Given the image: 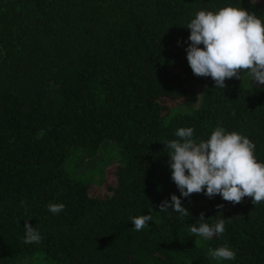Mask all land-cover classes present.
<instances>
[{
  "label": "trees",
  "instance_id": "1",
  "mask_svg": "<svg viewBox=\"0 0 264 264\" xmlns=\"http://www.w3.org/2000/svg\"><path fill=\"white\" fill-rule=\"evenodd\" d=\"M226 6L264 20V0H0V264H264V201L182 197L166 151L220 126L264 162V85L215 88L187 60L188 23ZM172 194L188 216L160 211ZM201 213L224 233L194 236ZM222 246L234 260L208 255Z\"/></svg>",
  "mask_w": 264,
  "mask_h": 264
},
{
  "label": "clouds",
  "instance_id": "2",
  "mask_svg": "<svg viewBox=\"0 0 264 264\" xmlns=\"http://www.w3.org/2000/svg\"><path fill=\"white\" fill-rule=\"evenodd\" d=\"M191 30L186 48L187 60L197 77H211L215 88L224 89L226 79H241L246 71L257 86L264 85V20L255 13L240 7L226 6L218 11L200 10L188 23ZM179 43V42H178ZM203 45V47H201ZM178 139L167 141L166 151L170 157L172 180L182 197L204 192L209 198L221 195L222 199L239 204L251 197L257 205L264 201V162H258L255 144L246 136L223 127H216L206 141L194 139V129L179 128ZM206 189V192H205ZM181 196L160 204V211L168 209L189 215L182 205ZM23 203V202H22ZM64 204L48 205L50 212L58 214ZM222 208V205H218ZM152 216L132 218L136 231L142 230ZM199 226L193 224L190 232L205 240L219 236L225 231V219L210 225L201 213ZM25 244L39 243L40 232L30 223L25 225ZM208 255L216 260H234L236 254L227 246L209 249Z\"/></svg>",
  "mask_w": 264,
  "mask_h": 264
}]
</instances>
